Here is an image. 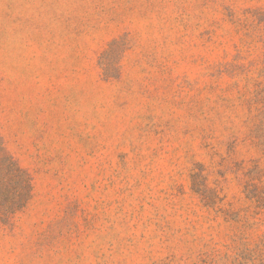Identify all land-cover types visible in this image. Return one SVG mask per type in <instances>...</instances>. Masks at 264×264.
<instances>
[{
  "label": "rangeland",
  "instance_id": "1",
  "mask_svg": "<svg viewBox=\"0 0 264 264\" xmlns=\"http://www.w3.org/2000/svg\"><path fill=\"white\" fill-rule=\"evenodd\" d=\"M0 137V264H264V0H0Z\"/></svg>",
  "mask_w": 264,
  "mask_h": 264
},
{
  "label": "trees",
  "instance_id": "2",
  "mask_svg": "<svg viewBox=\"0 0 264 264\" xmlns=\"http://www.w3.org/2000/svg\"><path fill=\"white\" fill-rule=\"evenodd\" d=\"M31 192L28 174L4 148L0 137V218H8L27 202Z\"/></svg>",
  "mask_w": 264,
  "mask_h": 264
}]
</instances>
